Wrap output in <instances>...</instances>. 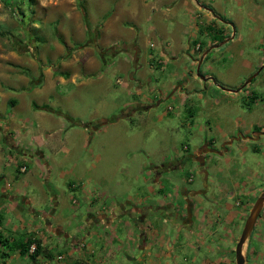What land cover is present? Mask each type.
Masks as SVG:
<instances>
[{
	"label": "crops",
	"instance_id": "obj_1",
	"mask_svg": "<svg viewBox=\"0 0 264 264\" xmlns=\"http://www.w3.org/2000/svg\"><path fill=\"white\" fill-rule=\"evenodd\" d=\"M92 1L96 13L89 15L87 0L84 8L90 26H99L96 37L86 41L84 22L76 36L72 30L78 26L69 22L65 29L78 47L72 48L69 40L66 42L68 57L64 65H59L63 70L51 76L62 83L61 76L72 81L80 74L91 75L107 66L115 72H127L135 91L118 78L116 84L122 85L121 92L130 100L112 107L121 108L120 115H109L111 109L101 107L100 114L90 117L93 120L90 124H99L95 130L114 126L122 131L133 122L136 111H148L155 100L170 98L180 107L191 110L196 107L199 114L202 112L203 123L197 124V130L208 136L201 138L194 151L185 146L184 155L169 161L168 167L165 160L148 164L137 158L140 155L137 145H143L141 134L128 142L134 150L131 158L120 155L118 164L110 163L112 160L104 155L110 151L106 141L95 157L97 163H106L88 166L76 156L74 137L86 141L92 129L72 125L62 116L44 110L35 111L38 124H47L48 128L35 133L26 125L20 126V133L19 127L6 122L0 133V160L8 156L10 165L19 166L11 171L6 166L0 167V234L8 240L7 246L0 245V264H235V247L242 226L255 200L264 192V153L263 159L252 156V167H247V159H243L247 151L252 155L260 149L264 152L261 142L264 136L252 138L254 129L264 126V109L258 123L239 118L233 128L225 129L217 121L215 106L228 97L238 98L249 105L250 112L252 106H261L255 93L250 96L255 89L248 94L245 91L251 86L240 90L243 81L235 86H216L212 74L199 79L197 67L195 76L190 73V78L184 75L180 79L176 73L175 85L160 91L156 78L144 73L136 77L138 73L128 71L132 65L140 67V42L147 36L167 45L168 41L175 46L185 42L189 48L184 59L193 67L206 60L212 49L227 42H241L236 30L232 36L229 30L235 23L225 17L230 0ZM107 2L111 4L109 7ZM234 2L239 7L244 4L243 0ZM262 4L251 2L252 11L257 14L254 21L260 28L264 27ZM153 18L157 22L145 30L141 22L150 23ZM105 36L116 41L102 43ZM199 36L206 40L199 41ZM118 44L131 48L127 52L107 51ZM150 50V71L162 69L165 59L175 62L178 58L177 51H167L162 45L150 44ZM122 52L125 56L117 61L116 55ZM261 52L258 67L264 63V47ZM190 53L198 55L193 58ZM44 78L45 73L36 83L40 84ZM192 81H196L195 86ZM253 85L260 87L258 90L264 95L261 78ZM146 93L154 94V101ZM57 96L65 97L63 92ZM77 98L83 100L79 95ZM209 100L213 102L208 105ZM47 106L80 124H88L67 107ZM191 117L190 126L195 121V116ZM19 137L31 141L22 145ZM109 137L118 138L116 142L121 143L119 134L112 133ZM12 152L15 154L11 155ZM24 160L33 162L32 170L21 172ZM122 160L127 163L121 164ZM186 167L189 174L183 178ZM57 179L63 181V187ZM197 179L203 187L196 183ZM243 256L244 264H264V205L243 246Z\"/></svg>",
	"mask_w": 264,
	"mask_h": 264
},
{
	"label": "rangeland",
	"instance_id": "obj_2",
	"mask_svg": "<svg viewBox=\"0 0 264 264\" xmlns=\"http://www.w3.org/2000/svg\"><path fill=\"white\" fill-rule=\"evenodd\" d=\"M84 1L33 0L32 6L28 7L26 2L9 5L5 0H0V133H2V128L8 121L19 127L20 133H22L21 125H26L32 133L48 128L47 124H38V117L31 103L67 107L71 111L79 113L82 117L81 121L90 123V121H93L90 120V117L94 114H100L102 108L104 110L111 109L109 115H120L121 108L114 109L112 107L120 102L130 100L126 93L121 92L122 85H117L116 80L118 78L122 79L131 88L135 84H133L127 72H115L112 67L107 66L91 75L80 74L72 81H65L64 77L58 76L61 78L60 80H63L62 83L55 82L51 76L54 72L63 70L59 65H64V60L68 57L69 47L66 42L69 40V46L72 48L78 47L75 43H72L74 41L69 36L68 29L65 28L69 22L75 23L78 27L73 29L72 32L76 33L77 36L79 27L82 28L83 26L82 13L79 11L77 4L84 5ZM87 1L88 12L91 16L96 13L92 9L94 4L92 0ZM234 1L230 0V3H228L225 17L236 24L231 26L229 30L231 36L236 30L237 36L241 37V42H227L212 49L206 60L193 67L188 63V60L184 59L188 54L187 50L189 48L185 42L175 46L173 42L168 41L167 43L169 44L167 45L165 42L161 43L158 38L152 40L150 36H147L140 42L142 51L140 67L137 70L134 65L130 66L128 69L129 73H138L136 77L140 73H144L156 78L157 90L160 91H162V88L170 90L175 85L177 78L174 75L176 73H178V78L180 79L184 75L186 78H190V73L195 76L197 67L199 79H204L207 75L212 74V82L215 80L214 84L216 86H219V84L235 86L242 81L244 84L249 79L254 78L259 68V59L264 47L262 45L264 27L260 28L255 23L254 19L257 14L252 11L251 2L263 5L264 0H243L244 4L242 7H239L238 3ZM107 5L109 7L111 4L107 2ZM160 9L162 10V7ZM167 15L170 16V13H167ZM155 22L157 20L153 18L150 23L141 22V25L146 30ZM170 22L168 20V24ZM74 33L72 34L73 37H75ZM93 39L91 35L86 36L87 42L93 41ZM198 40L204 42L206 39L199 36ZM101 41L105 44H114L113 42L116 40L105 36L101 38ZM150 44L155 47L165 46L167 51H177V60L172 62L165 59L163 60L162 69L150 71ZM217 44L219 45L220 41ZM203 47H205V44H203ZM189 55L194 58L198 54L190 53ZM124 56L123 52L119 53L116 55V60L119 61ZM44 73V80L37 84L36 82L38 79H42ZM217 78L218 80H216ZM195 82L192 81L191 84L194 85L196 84ZM134 88L133 90L135 91ZM62 92L65 97H58L57 95L61 96ZM78 95L83 97V100H78ZM146 95L150 100L154 101L152 97L154 94L146 93ZM199 102L201 101L199 100ZM208 102L209 105L213 101L209 100ZM248 107L249 105L245 104L243 100L228 97L222 100L218 106H215L218 114L217 121H220L225 129L227 127L233 128L239 118L245 119L247 123H258L261 117V110H263L262 107L259 105L257 108L252 106L253 108L250 112L247 110ZM168 108H172V110L168 111ZM245 109L247 110L246 113L243 112ZM192 115L195 116L193 119L195 121L190 126ZM202 115V112L198 113L196 107L191 110L189 107L178 106V103L170 98L167 100L158 99L157 101L155 100L152 108H149L148 111H136L133 122L123 127L122 131H118L117 127L109 126L107 129L101 128L97 131L92 129L86 141L80 136H75L76 156L83 158L88 166L105 164V161L97 163L95 157L98 152L101 153V145L107 141L110 151L106 154L104 153V155L112 160L110 163L115 162V164H118L120 155L131 158L134 150L130 148L128 142L131 141L130 138L137 139V136L141 134L143 145L140 143L137 145V149H140V155L137 158L148 164L162 163L165 160L166 164L164 165L168 167L167 165H170L169 161L174 160L177 156L184 155L183 148L185 146L189 147L190 151H194L201 138L208 136L204 131L197 130V124L203 123ZM112 133L121 136V143L116 142L118 138L109 137ZM122 139H125V141ZM18 141L24 145V143H28L31 140L29 138V140L23 141L19 137ZM261 142L264 143V139ZM32 143L36 145V141ZM45 149L47 150L46 147ZM91 150L94 151L93 154H91ZM124 150L127 152H124ZM263 153L260 149L257 154L252 155L251 151L243 154V159H247L246 166H254L252 156L263 159ZM14 154V152L11 153V155ZM8 162V156L4 157L3 160H0V167L6 166L10 170L19 166L16 163L10 165ZM125 163L127 162L121 161V164ZM32 166L34 165L30 160L23 161L22 167H25V169L30 168L32 170ZM187 168L182 173L183 178H186L185 176L189 174V169ZM17 172H19L18 168ZM12 173L15 174L14 171ZM56 181L58 185L63 187V181L59 179ZM196 183L199 184L200 188L203 187V183H200L198 179ZM241 233L242 231L240 235Z\"/></svg>",
	"mask_w": 264,
	"mask_h": 264
},
{
	"label": "trees",
	"instance_id": "obj_3",
	"mask_svg": "<svg viewBox=\"0 0 264 264\" xmlns=\"http://www.w3.org/2000/svg\"><path fill=\"white\" fill-rule=\"evenodd\" d=\"M7 3L10 4H15V3H24L26 2V6L28 7H31L32 6V3H33V0H5ZM78 8H79V11L82 13V18H83V22H84V25H85V28L87 30V34L88 35H91V37L95 38L96 37V32L98 30V27H95V28H91L90 26V23L88 22L87 18H86V13H85V8H84V5L83 4H80L78 3ZM131 46L130 45H126V44H118V45H115V46H112L110 47L107 51L111 50V52L113 53H116L118 51H128L130 50ZM95 49L97 50V48L95 47ZM99 51V50H97ZM32 107L35 109V110H44V111H47V112H50V113H54L56 114L57 116H62L63 118H65L66 120L70 121L72 123V125H80V126H83L85 128H88V129H96L99 127V124H80L78 121H74L72 118H70L68 115L66 114H63L61 113L60 111H57V110H54V109H51L49 106L47 105H42V106H37L36 104H32ZM118 116L108 120L109 122L113 121L114 119H116ZM5 141V140H4ZM17 149V148H16ZM19 149H17L18 151ZM23 152V151H22ZM30 244V241H28L26 243V249H28V246ZM0 245L1 246H7L8 245V240L4 237L1 236L0 234ZM37 248L38 246L35 248V253L37 252Z\"/></svg>",
	"mask_w": 264,
	"mask_h": 264
},
{
	"label": "water",
	"instance_id": "obj_4",
	"mask_svg": "<svg viewBox=\"0 0 264 264\" xmlns=\"http://www.w3.org/2000/svg\"><path fill=\"white\" fill-rule=\"evenodd\" d=\"M198 70V69H197ZM264 205V192H262L258 198L255 200V203L249 213V216L246 220V223L243 227L240 238L235 247V264H244L245 259L243 256V246L249 237L251 231L253 230L255 223L257 222L261 210Z\"/></svg>",
	"mask_w": 264,
	"mask_h": 264
},
{
	"label": "flooded vegetation",
	"instance_id": "obj_5",
	"mask_svg": "<svg viewBox=\"0 0 264 264\" xmlns=\"http://www.w3.org/2000/svg\"><path fill=\"white\" fill-rule=\"evenodd\" d=\"M261 78V81L264 83V65L263 66H260L258 68V70L256 71V74H255V77L254 78H251L248 80V82H245L244 84H242L240 86V90H246V88H248L249 86L253 85L255 81H257V78ZM258 78V79H259ZM254 86V85H253ZM255 89V92L254 91H251L252 89ZM249 89V90H248ZM245 92H247V94L251 91L250 93V96L253 95V93H255L257 96H258V99L260 100V104H261V107L262 109H264V95L262 94V92H260L258 89H260V87H249ZM253 89V90H254ZM247 97L249 99V101L251 102L252 101V98L251 97ZM254 135V136H253ZM253 135H252V138L253 137H261V136H264V126L263 127H258L256 129H254L253 131ZM219 153V152H217ZM196 160H198L199 158L196 157L194 158ZM200 160V159H199ZM261 214V213H260Z\"/></svg>",
	"mask_w": 264,
	"mask_h": 264
},
{
	"label": "built area",
	"instance_id": "obj_6",
	"mask_svg": "<svg viewBox=\"0 0 264 264\" xmlns=\"http://www.w3.org/2000/svg\"><path fill=\"white\" fill-rule=\"evenodd\" d=\"M25 171V168H21V172H24Z\"/></svg>",
	"mask_w": 264,
	"mask_h": 264
}]
</instances>
